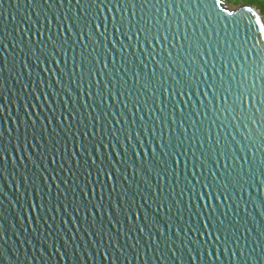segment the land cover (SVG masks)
Masks as SVG:
<instances>
[{"label":"water","instance_id":"1","mask_svg":"<svg viewBox=\"0 0 264 264\" xmlns=\"http://www.w3.org/2000/svg\"><path fill=\"white\" fill-rule=\"evenodd\" d=\"M257 18L0 0V264H264Z\"/></svg>","mask_w":264,"mask_h":264},{"label":"trees","instance_id":"2","mask_svg":"<svg viewBox=\"0 0 264 264\" xmlns=\"http://www.w3.org/2000/svg\"><path fill=\"white\" fill-rule=\"evenodd\" d=\"M227 7L236 9L242 6L250 5L258 8L264 17V0H224Z\"/></svg>","mask_w":264,"mask_h":264},{"label":"snow or ice","instance_id":"3","mask_svg":"<svg viewBox=\"0 0 264 264\" xmlns=\"http://www.w3.org/2000/svg\"><path fill=\"white\" fill-rule=\"evenodd\" d=\"M255 23L260 27L261 31H264V23H262L259 18L256 19Z\"/></svg>","mask_w":264,"mask_h":264}]
</instances>
